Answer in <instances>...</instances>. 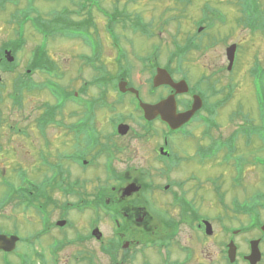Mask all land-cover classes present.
I'll return each mask as SVG.
<instances>
[{"label": "flooded vegetation", "instance_id": "af4514ba", "mask_svg": "<svg viewBox=\"0 0 264 264\" xmlns=\"http://www.w3.org/2000/svg\"><path fill=\"white\" fill-rule=\"evenodd\" d=\"M263 2L240 0L242 27L235 35L215 34L214 24L205 22L203 16L196 29L198 33L203 30V23L208 25L207 42H198L197 33L186 39V48L175 39L177 48L164 62L159 54L150 60L144 54L131 52V42L146 30L145 18L140 14L131 16L117 8L110 13L101 5L74 9V20L68 17L75 26L88 22L72 38L78 42L73 44L80 47L72 56L78 62L76 73L82 75L90 66L96 73L94 79H109L108 87H99L100 91L92 95L87 85H63L58 93L49 87V102L33 121L23 125L26 120L21 119L22 123L13 125L0 119V148L13 149L8 159L4 157L7 154H0V185L16 188L11 189L15 193L11 192L8 202L16 201L17 207L27 209L24 202L31 198L33 202L28 207L32 206L36 217L33 230L24 232L23 224L27 227L32 223L6 216L3 211L9 203H0V237H17L15 244L0 240V264H216L200 247L181 243L187 228L194 230V237L200 242H216L223 264H264V119L257 125L261 143L255 158L250 157L248 163V157L239 156L236 163L231 156L245 146L244 131L239 127L242 122L249 123L239 121V126L222 138L214 133L221 123L210 121L211 110H220L231 101L235 88L231 74L237 68L238 78L264 71L259 48L260 40L264 44ZM100 14L112 20L104 23L106 35L110 34L113 41L109 45L111 55L105 53L108 50L104 44H98L102 42ZM242 30L248 31L247 36L252 39L243 34L241 40L228 41L224 61L211 75L205 72V65L196 61L193 67L199 68V77L191 85L193 68L183 61L188 49L225 44ZM91 39L97 42L96 47ZM243 43L248 46V54L239 55L245 47ZM232 44L233 63L228 54ZM8 51L15 56L12 62ZM14 53L6 43L0 44V82L2 74L19 69L15 93L10 97L14 104L22 105V94L38 87L33 79L38 69ZM53 58L51 55L45 60L54 62ZM160 68L166 69L175 83L186 81L187 87L182 86L183 91L177 92L170 84L154 86ZM135 73L148 74L147 88L133 80ZM221 78L226 79L224 87L219 86ZM122 82L126 87H120ZM109 93L113 98L110 102ZM172 96L178 114L189 111L196 97H200L202 105L175 128L160 115L146 118L141 103L156 104ZM57 105L60 108L55 112ZM44 108L48 112L46 118ZM102 109H109L111 117H104ZM120 125L126 126L120 130ZM3 127L15 132L18 144L2 143ZM22 141L36 150L30 148L26 152L27 156L34 155L29 164L24 163V155L21 157ZM231 161L234 176L228 189L234 191L232 195L223 180L230 170H221L223 164ZM11 163L14 167L8 170ZM215 163L221 170L218 180L212 174L200 184L199 169H213ZM250 167L253 177L245 183ZM38 173L45 179L40 184L33 183L36 188L31 190L23 180L35 178ZM7 175L10 177L5 180ZM157 205L164 206L162 211L158 209L161 214ZM215 207L219 211L211 212ZM4 221L20 223L6 229ZM205 221L212 224V235L206 234Z\"/></svg>", "mask_w": 264, "mask_h": 264}, {"label": "rangeland", "instance_id": "374dc122", "mask_svg": "<svg viewBox=\"0 0 264 264\" xmlns=\"http://www.w3.org/2000/svg\"><path fill=\"white\" fill-rule=\"evenodd\" d=\"M21 1L19 4L18 0H0V44L6 43L8 47L15 50L14 54L20 58V60H27L26 64L38 63L40 61H45V58H51V55L54 56V62H56L55 74L59 75L60 80H58L62 85L71 87V88H79L87 85L90 88L88 91L91 95L94 92H99V86L97 85H89L88 81L91 82L96 73L91 70L90 66H87L85 72L81 75L76 73V68L78 66V62L75 57H72L76 51H79L78 46H75L73 43H77L73 41L71 37L63 36L58 28L55 26V21L58 15L65 14L69 10H73L76 5V1H81L83 4L89 6H99L101 5L108 12L112 13L115 8L120 11H125L131 16L133 14H140L144 20L146 21V30L141 32V36L134 38L131 42L132 53L135 54H144L148 59L152 60L154 55L159 54L160 59L164 62L167 60L168 56L173 54L176 50V46L173 41L176 39L179 41L180 45L186 48V39L189 36L195 35L197 33L196 24L198 21H202L203 16H205L207 23H213V30H216L214 33L220 36L225 34L235 35L238 27L242 26L240 20V0H19ZM182 1V3L180 2ZM209 2V3H208ZM188 3V4H187ZM264 5V2H263ZM102 17V25L100 29V35L102 36L101 41L98 42L104 44V48H107V55H111L113 50L110 49L109 45L112 41L110 34L105 32L104 23L112 22L109 17ZM70 18H73V14L68 13ZM99 16V15H97ZM62 19V16L59 20ZM104 19V20H103ZM67 28L69 31L73 28L79 27L70 25L71 20L67 17ZM129 22V21H128ZM121 24V22H120ZM199 24V23H198ZM197 24V25H198ZM200 25V24H199ZM204 28L201 32L197 34L200 35L198 42L203 41L207 42V31L209 29L206 23H203ZM121 26L119 25V28ZM83 29H77L76 33H80ZM58 31V32H56ZM248 40H251V37H248V31L242 30L239 35L230 37L229 40L224 42L215 43L214 45H207L201 47L200 49H188L183 55V61L185 65L189 67L192 66V73L190 74L189 82L191 85H195L196 80L198 79L197 71L199 68H194L193 65H196V61L200 65L206 66V73L208 75L213 74L215 67L217 65H221L225 58V46L228 45V41H238L241 40L242 35ZM113 42V41H112ZM261 46L260 54L264 59V44L260 40ZM91 43L94 47L97 46V42L91 39ZM201 43V42H200ZM161 45V47H160ZM108 46V47H107ZM243 49L239 52V55L248 54L247 49L248 46L246 43H243ZM128 47V48H131ZM256 47V46H254ZM121 48L126 50L125 46L121 45ZM84 51V49H83ZM127 51V50H126ZM105 55V56H107ZM17 57V61H19ZM22 58V59H21ZM106 57H103L105 59ZM180 59V58H178ZM18 62L15 64L17 65ZM14 65V66H15ZM37 70V69H36ZM35 70V71H36ZM239 68H237L235 73L231 75L235 80H232V85L235 87L233 89V95L231 101H227L220 110H211L210 121H215L220 124L219 131L215 130V135L217 137H222L228 135L232 132L236 127L239 126V121L246 120L247 123L242 122L241 130H243V136L245 137V146L240 148V152H237L231 156L235 160L236 163L239 156L248 157L247 163L251 160L250 157L255 158L256 149L261 143L260 137V128L257 125L261 124L260 120L264 119V71L260 70L257 75L249 76L247 73L242 74L239 78L236 76L239 72ZM19 73V69H16L12 73L2 74L3 82H0V97H2V101L0 102V119H4L6 121H11L10 123L13 125H17L18 123H22L21 119L26 120L24 124L27 122L33 121L35 117H37L43 106L47 102H49V91L47 89H42V86L39 84L46 83L48 81L49 74L43 72L41 70H37L34 74L33 79L39 85L37 88H33L32 91H23L22 94V105H16L13 103L12 98L10 97L15 93V82ZM52 75V74H51ZM136 77L133 80L136 83H140L142 86L147 88V84L145 83L148 78V74L138 76L135 73ZM52 77H57L52 75ZM229 81H230V76ZM255 77V78H254ZM54 79V78H53ZM226 79L221 78V82L219 86L224 87L226 83ZM113 82V81H112ZM110 82V84L112 83ZM48 84V82H47ZM61 87H58V89ZM58 93V90H56ZM222 96V95H221ZM219 96V97H221ZM109 102L113 101V98L108 94ZM106 100V99H105ZM236 104V105H235ZM104 117H111V112L109 109L103 111ZM251 123H255V126L251 125ZM236 124V126H235ZM244 124V125H243ZM5 125V124H4ZM19 125V124H18ZM245 126V127H244ZM201 126L199 127V129ZM264 129V126H263ZM2 143L7 146V144L12 143L11 145L15 146L18 144V141L15 140V132L11 130L9 127H3L2 129ZM21 144L20 150L22 151V159L24 158V163L26 161L28 164L34 158V155L29 154L26 155V152H29V149L35 150L34 147L30 145V143H25L24 141L19 142ZM27 146V147H26ZM222 146V145H221ZM13 149L11 148H0V154L5 153L4 155L6 159H8V154L11 153ZM36 151V150H35ZM35 153V152H33ZM24 155V157H23ZM261 156V155H260ZM13 159V157H12ZM1 161V160H0ZM218 161V160H217ZM217 163L213 169H209V167H204L199 169V180L200 184L205 182V179L214 174V179L218 180V176L221 174L220 171L222 169L230 170L229 175H226L224 180V186L229 190V186L232 184V178L234 176V165L231 161L230 164H223L221 166V170L219 167H216ZM208 166V165H206ZM4 167V165H3ZM14 165L11 163V166L8 170H11ZM30 170H33L31 165H28ZM249 171L246 173V181L248 182L253 176V171ZM9 174V172H8ZM9 175L5 177V180H8ZM14 178V175H12ZM16 177V175H15ZM35 178H29V180H23V182L28 184V187L31 190H35V184H40L45 177L41 173H38ZM39 183H37L35 181ZM229 180V182H228ZM3 180H0V183ZM15 187L0 185V203H3L5 200H8L10 194ZM16 190V188L14 189ZM230 195L234 193L233 190H229ZM36 192V191H35ZM13 193H15L13 191ZM20 194V192H19ZM18 194V195H19ZM33 202L32 199H28L25 203V207L22 205L17 207V203L12 202L6 205L4 208L3 214L6 216L14 217L15 220H25L30 221L32 225L30 226L23 224L21 228L22 231L28 230L31 232L34 226L33 221L36 220V217L33 215L35 211L32 209V206L28 207V204ZM156 209H160L161 211L164 209V206H156ZM159 211V210H158ZM161 211L160 214H161ZM212 211H219V207H215ZM13 220V218H10ZM19 221H16L20 223ZM15 221L8 222L4 221L6 229H12L13 225L16 224ZM194 230L191 228H187L185 236L181 240L182 244L195 246L197 248L200 247L202 251L205 252L206 256L210 258H214L213 262L216 264H223L218 254L219 245L215 242H200L194 237ZM204 255V257H206ZM212 256V257H211ZM207 258V257H206ZM106 259L103 257V262ZM190 264V263H188ZM195 264V263H194Z\"/></svg>", "mask_w": 264, "mask_h": 264}, {"label": "water", "instance_id": "95a60500", "mask_svg": "<svg viewBox=\"0 0 264 264\" xmlns=\"http://www.w3.org/2000/svg\"><path fill=\"white\" fill-rule=\"evenodd\" d=\"M229 55L231 60H233L234 56V46L230 47L229 49ZM13 58L11 57L10 60ZM161 84H170L173 87L177 88V92H182L183 90H180V87L184 86L187 87V84L185 81L180 83H175L169 73L165 69H159L157 75L154 78V85L159 86ZM120 87H126V83L122 82L120 83ZM188 88H185L187 90ZM142 107L145 110L146 118L147 119H153L154 117L160 115L165 121L169 122V124L175 128L179 124L183 123L184 121L189 120L193 114L196 112L197 109L201 106V99L200 97L195 98V102L193 107L184 113L178 114L176 111V101L174 97H168L166 100L161 101L156 104H147V103H141ZM126 125H120V130L125 127ZM207 233H212V227L209 223H207ZM17 237H0V240H6V241H12V243L15 244Z\"/></svg>", "mask_w": 264, "mask_h": 264}, {"label": "trees", "instance_id": "16d2710c", "mask_svg": "<svg viewBox=\"0 0 264 264\" xmlns=\"http://www.w3.org/2000/svg\"><path fill=\"white\" fill-rule=\"evenodd\" d=\"M82 1H84V0H82ZM68 13H69L68 11H67L66 14H65V12H63V14H60L57 17H55L56 18L55 26H56V28H58V30L60 31V33L63 36H67L66 34H68V36L73 37V35L76 34L77 29H79V30H80V28L83 29V27H85L86 25H88V22H84V25H81L79 27L73 28V30L71 29V31L68 32L69 29L67 28L68 23H67V20H66L67 17H68ZM61 16H62L63 20L62 19L59 20V18ZM70 25H73L72 20H71ZM56 32H58V31H56ZM34 66L36 68L42 70V71H45L46 73H49V74L55 73L54 70L56 68V65H55V63L53 61L45 60V61H40L38 63L36 62L34 64ZM108 83H109V79L106 76H104V77H101V78L98 77L96 79H93L91 82H89V85H97L99 87H108ZM49 86L51 87L52 90L54 89L56 91V90H58V87L57 86H61V84L58 83V82H54V83L49 84ZM58 108H60L59 105H57L54 108L55 109L54 111L56 112L58 110ZM44 109H45L44 110V113H45L44 116L46 118L48 116V112H47V108H44ZM27 200L28 199H26V201ZM30 204H31V202L28 204V206Z\"/></svg>", "mask_w": 264, "mask_h": 264}]
</instances>
